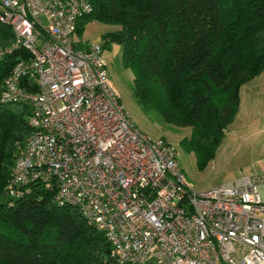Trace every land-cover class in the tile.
I'll list each match as a JSON object with an SVG mask.
<instances>
[{
  "label": "built area",
  "instance_id": "built-area-1",
  "mask_svg": "<svg viewBox=\"0 0 264 264\" xmlns=\"http://www.w3.org/2000/svg\"><path fill=\"white\" fill-rule=\"evenodd\" d=\"M91 9L89 0H0L12 31L0 59L25 53L0 102L27 106L29 127L3 194L52 190L50 202L76 208L119 263L264 264L263 177L247 170L196 189L179 144L135 124L102 42L76 48V21Z\"/></svg>",
  "mask_w": 264,
  "mask_h": 264
},
{
  "label": "trees",
  "instance_id": "trees-1",
  "mask_svg": "<svg viewBox=\"0 0 264 264\" xmlns=\"http://www.w3.org/2000/svg\"><path fill=\"white\" fill-rule=\"evenodd\" d=\"M76 21L114 26L102 47L118 44L132 75V95L168 124L190 127L182 143L199 168L211 161L235 118L240 87L264 69V0H89ZM12 41L0 22V42ZM76 47H79L75 44ZM25 53L0 59L4 78ZM28 107L0 102V194L29 130ZM52 190L0 201V264H137L109 255L102 231L73 206L50 202Z\"/></svg>",
  "mask_w": 264,
  "mask_h": 264
},
{
  "label": "rangeland",
  "instance_id": "rangeland-1",
  "mask_svg": "<svg viewBox=\"0 0 264 264\" xmlns=\"http://www.w3.org/2000/svg\"><path fill=\"white\" fill-rule=\"evenodd\" d=\"M43 19V18H42ZM114 26L88 22L81 33H76L75 44L78 49H86L92 42L101 41V35L106 30H112ZM3 43L0 42V45ZM118 44L110 46L104 55L108 60V68L111 80L121 92V101L131 113L135 124L143 131L151 134L165 137L167 140L177 142L179 144L180 158L179 163L187 180L196 188L200 189L205 186H213L219 184L222 180L232 178L235 172L240 175L247 169L241 164L239 159H232L227 165L219 166L212 169V164H207L203 168L197 165L196 157L190 148L183 143V138L190 137L191 128L168 124L165 122L154 109L148 108L140 104L132 95V83L129 75L131 72L124 70L121 63V51ZM210 162V161H209ZM208 162V163H209ZM261 199L264 201V184L258 186ZM8 197L0 194V201L6 202Z\"/></svg>",
  "mask_w": 264,
  "mask_h": 264
},
{
  "label": "crops",
  "instance_id": "crops-1",
  "mask_svg": "<svg viewBox=\"0 0 264 264\" xmlns=\"http://www.w3.org/2000/svg\"><path fill=\"white\" fill-rule=\"evenodd\" d=\"M105 54L106 50H104ZM124 70L127 72L126 68ZM129 77L132 80L131 74ZM232 159H239L247 170H252L263 177L261 184H264V69L240 87L235 118L226 128L225 136L214 158L208 164L213 163L211 168L217 169L219 166L227 165ZM237 177L238 172H235L232 178L219 183L231 181Z\"/></svg>",
  "mask_w": 264,
  "mask_h": 264
}]
</instances>
